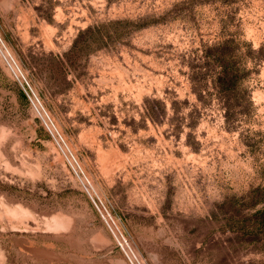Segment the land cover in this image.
<instances>
[{
	"label": "rangeland",
	"instance_id": "1",
	"mask_svg": "<svg viewBox=\"0 0 264 264\" xmlns=\"http://www.w3.org/2000/svg\"><path fill=\"white\" fill-rule=\"evenodd\" d=\"M0 39V264H130L111 228L140 264H264V0H0Z\"/></svg>",
	"mask_w": 264,
	"mask_h": 264
},
{
	"label": "trees",
	"instance_id": "2",
	"mask_svg": "<svg viewBox=\"0 0 264 264\" xmlns=\"http://www.w3.org/2000/svg\"><path fill=\"white\" fill-rule=\"evenodd\" d=\"M128 22L130 21L126 19H116L109 20L107 24ZM105 25L106 23H98L79 30L73 39L68 52L72 54L81 53L84 51L87 52L91 48L92 44L94 47L102 44L103 37L101 36L100 31ZM83 36L85 38L81 39ZM217 62L218 70L215 72L213 79L214 87L217 91L233 90L236 87L238 80H240V69L235 67L234 63L227 58L224 60H217ZM158 109L159 111L161 110L160 108ZM255 191L257 192V190ZM257 205L260 206L256 208ZM249 208H253L254 210L247 218L248 224L241 225V229L246 230L247 233L253 237L255 242L264 243V197L255 196L253 199H251Z\"/></svg>",
	"mask_w": 264,
	"mask_h": 264
},
{
	"label": "built area",
	"instance_id": "3",
	"mask_svg": "<svg viewBox=\"0 0 264 264\" xmlns=\"http://www.w3.org/2000/svg\"><path fill=\"white\" fill-rule=\"evenodd\" d=\"M1 44H2V41L0 39V45ZM5 60H6V65H7L8 69L10 70L11 74L13 75L14 80H16L21 85L24 93L26 94L30 103L33 105L34 109L38 113H40L41 115L47 116L48 120L50 121L47 113L45 112L42 105L40 104L37 96L34 94L30 85L26 81L18 63L9 54L5 55ZM50 123H51V121H50ZM54 139L56 140L55 137H54ZM72 167H73V165H72ZM73 170L75 173H77V171L74 169V167H73ZM81 182H82L84 188L86 189V191H88L89 190V181L84 177V179H82ZM99 212L101 213V215H102L103 219L105 220V222L107 223V225L110 226L107 218L103 215V213L101 212L100 209H99ZM111 231L114 235V238L116 240V243H117L119 249L122 251V253L125 256V258L127 259V261L130 264H140L137 257L135 256L133 250L131 249L129 243L124 238V236L121 233H116L112 228H111Z\"/></svg>",
	"mask_w": 264,
	"mask_h": 264
}]
</instances>
